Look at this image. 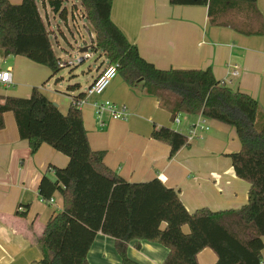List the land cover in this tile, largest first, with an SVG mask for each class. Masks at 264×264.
I'll list each match as a JSON object with an SVG mask.
<instances>
[{
	"label": "trees",
	"instance_id": "obj_1",
	"mask_svg": "<svg viewBox=\"0 0 264 264\" xmlns=\"http://www.w3.org/2000/svg\"><path fill=\"white\" fill-rule=\"evenodd\" d=\"M79 1L95 31L90 48L102 50L109 64H117L118 74L129 85L155 96L173 118L201 114L236 129L241 148L229 156L236 175L250 188L247 202L237 209L203 207L191 212L179 191L160 179L130 182L106 165V151L90 145L78 104L85 92L72 96L67 113L37 86L28 97L0 94V129L5 126L4 113L11 111L32 154L47 143L69 158L64 167L51 166L55 179L44 175L39 184L42 199L48 201L56 192L63 197L62 210L50 217L38 237L43 264H90L88 253L98 232L115 239L121 264H139L127 254L132 240L168 247L162 264H199L197 255L206 247L216 253L215 264H264V111L259 101L217 80L210 68L156 67L112 21V0ZM256 1L170 0L174 5H207L213 24L262 34ZM62 2L50 0L54 11L64 16ZM230 9L240 14L237 21L224 19ZM0 48L6 56H24L47 66L51 76L64 68L36 0H0ZM151 136L170 145V156L188 143L187 135L166 126L154 127Z\"/></svg>",
	"mask_w": 264,
	"mask_h": 264
},
{
	"label": "crops",
	"instance_id": "obj_2",
	"mask_svg": "<svg viewBox=\"0 0 264 264\" xmlns=\"http://www.w3.org/2000/svg\"><path fill=\"white\" fill-rule=\"evenodd\" d=\"M10 1L20 3L22 0ZM36 1L51 41L54 38L58 49L66 53V58L61 59L75 61L78 55L72 58L59 40L58 34L66 39L62 27L57 25V31L54 29L60 14L54 11L50 0ZM256 6L264 25V0H257ZM62 7H66V13L60 16L73 36L75 47L79 51L90 48L95 31L92 34V25L80 1L72 0L67 6L62 2ZM239 15L237 10L230 9L224 19L234 22ZM111 18L128 41L138 46L141 56L156 67L210 68L217 80L248 93L259 101L264 111V31L245 34L229 25H215L207 5H174L170 0H112ZM52 44L54 48L53 41ZM103 54L93 52L92 58L98 60L95 66L88 64V71L85 68L74 70L79 63L67 65L71 69L59 71L57 77L51 76V72L47 80H53L61 90L37 87L67 113L72 96L87 93L85 87L89 88L109 64ZM7 58L11 59V55L6 56L0 48V62L5 63ZM80 70L81 76L77 73ZM37 76L36 73L32 79V88L38 83L34 80ZM15 82L17 78L13 75L12 85L1 87L11 89L6 95H19ZM72 85L78 88L70 90ZM103 100L125 106L127 117L113 119L105 113L106 125L102 127L94 102ZM81 112L92 149L105 150L106 165L126 180L145 182L158 178L179 191L191 212L203 207L212 211L237 209L247 202L250 183L236 175L229 156L241 148L233 126L201 114L186 113L178 114L180 121L177 123L176 117L173 118L155 96L144 93L140 86L129 85L120 74L102 95L88 96ZM3 117L5 126L0 129V264H43L38 237L50 217L62 210L63 197L56 192L53 202L42 199L39 184L44 175L55 179L51 166L64 167L69 158L47 143L32 154L28 140L20 137L14 113L5 112ZM161 126L187 136L192 130L197 134L170 156V145L151 136L154 127ZM201 126L207 128L201 129ZM183 230L188 232L189 226L184 225ZM168 253V247L150 240H140L139 245L137 240H132L127 248L128 256L139 264H162ZM262 255L264 258V249ZM197 259L199 264H215L218 257L206 247L198 253ZM88 261L90 264H121L115 239L98 232Z\"/></svg>",
	"mask_w": 264,
	"mask_h": 264
},
{
	"label": "rangeland",
	"instance_id": "obj_3",
	"mask_svg": "<svg viewBox=\"0 0 264 264\" xmlns=\"http://www.w3.org/2000/svg\"><path fill=\"white\" fill-rule=\"evenodd\" d=\"M71 1L72 0H63L64 6L69 5V2H71ZM75 1L77 2L78 0H75ZM78 4H79V2H78ZM75 8L77 9V6H75ZM56 20H57L58 24L54 25V29L57 31V25H60L62 27L63 32L66 35V39L69 42V43H67L65 37L58 34V37H59V40L61 42L62 47L66 48L68 50V52H70L72 54V58L74 56H77V55L78 56L83 55L84 51H79L75 47V41L73 39V36H72L71 32L68 30V28L66 27L61 16L58 15ZM86 23H88L87 20H86ZM88 25H89V27H91L89 23H88ZM91 29H92L91 30L92 34H94V30L92 27H91ZM85 36H86V39L90 45V35L87 34ZM52 41L54 43V48H55L57 56L65 59L66 53L58 49L54 38H52ZM93 42H94V39H93ZM98 54H103V51L102 50L98 51ZM97 60L98 59H96V58H92V59H89L87 61H84L83 63L78 65L76 68H74V70L78 69V68H82V69L85 68V70L88 71L87 70L88 64L95 66ZM0 68H3V69L11 68L14 77L17 78V82H15L16 85L14 87L17 88V92L19 94L17 96H19V97H28L29 96L31 89H32V86H30V84H31L32 79L36 73L38 74V76L35 77L34 80H38V83H36L33 86H39V87L45 86V88L50 89V90H54L56 88H59V89L61 88L60 86H55L53 80H51V79L47 80L49 75L51 74V71L47 66L35 63V62L31 61L30 59H28L24 56H18L15 58L14 55H11V59L8 60V58H7L5 63L0 62ZM65 69L66 70L68 69V71H69L71 68H68V66H67L65 68H62L60 71L65 70ZM77 73L81 76L82 70L78 71ZM58 75H60V73L55 74L54 76L57 77ZM12 89H14V88H12ZM10 90H11L10 88H8V89H1L0 88V94L6 95L10 92ZM85 91L86 92L88 91V87H85ZM96 117H97V114H96ZM257 124H258V126H261L262 123H261V121H258Z\"/></svg>",
	"mask_w": 264,
	"mask_h": 264
},
{
	"label": "built area",
	"instance_id": "obj_4",
	"mask_svg": "<svg viewBox=\"0 0 264 264\" xmlns=\"http://www.w3.org/2000/svg\"><path fill=\"white\" fill-rule=\"evenodd\" d=\"M94 44V42L91 43L90 47ZM93 56V50L92 48H88L86 51L83 52V55L77 56L75 61H68L64 62L63 65L67 66L69 64H79L82 63ZM236 73V71H234ZM118 75V65L117 64H108L94 79V81L91 83V85L88 88V91L86 93V97L83 98L78 104L81 108V106L86 102L87 97L94 95V96H100L102 95L105 90L108 88L112 80ZM13 83V74L12 70L10 68H0V88L1 87H9ZM94 108L95 112L100 119V124L102 127L106 125V121L103 119V116L105 113H108L111 118L113 119H125L128 115L127 109L125 106H118L116 103L110 101V100H103V101H95L94 102ZM175 121L179 123V115L176 116ZM201 129L207 128L204 126L200 127ZM196 130H192L190 135L187 136L188 140L196 136ZM48 201L53 202V197L49 199ZM21 210H23L22 207H20Z\"/></svg>",
	"mask_w": 264,
	"mask_h": 264
},
{
	"label": "water",
	"instance_id": "obj_5",
	"mask_svg": "<svg viewBox=\"0 0 264 264\" xmlns=\"http://www.w3.org/2000/svg\"><path fill=\"white\" fill-rule=\"evenodd\" d=\"M88 48L87 47H85V49H83V51H86ZM55 105H57V103H54ZM58 106V105H57Z\"/></svg>",
	"mask_w": 264,
	"mask_h": 264
}]
</instances>
